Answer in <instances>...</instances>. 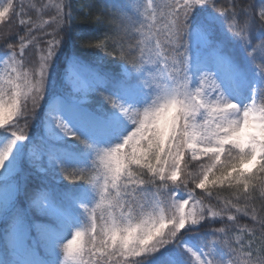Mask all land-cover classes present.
<instances>
[{
    "label": "snow or ice",
    "instance_id": "obj_1",
    "mask_svg": "<svg viewBox=\"0 0 264 264\" xmlns=\"http://www.w3.org/2000/svg\"><path fill=\"white\" fill-rule=\"evenodd\" d=\"M71 9L0 0V264H264V0Z\"/></svg>",
    "mask_w": 264,
    "mask_h": 264
},
{
    "label": "trees",
    "instance_id": "obj_2",
    "mask_svg": "<svg viewBox=\"0 0 264 264\" xmlns=\"http://www.w3.org/2000/svg\"><path fill=\"white\" fill-rule=\"evenodd\" d=\"M14 2L19 5L21 0H14ZM25 4H32L35 3L38 6L41 3L49 4V5H55L59 2V0H23ZM72 5V12L75 17L73 21V35L75 36V33L79 32L82 33L85 37V40H92L93 43L99 42L95 40V37H102L103 34L108 29V21L103 18V12L102 7L107 2V0H70ZM252 2V0H241L242 4H247ZM51 15H54V8L53 9H47L45 10V13L43 14L44 20H49L51 18ZM31 17L33 19H36L37 14L35 11L31 13ZM101 17L102 22L98 21L96 18ZM27 18V17H26ZM12 28L13 34L17 30L16 22L13 21L11 25H9L6 21L0 22V29H7ZM47 30H51L47 28V25L45 26ZM45 45L43 43L40 44V47H44ZM73 47L75 50L79 51L85 58H91L95 53L96 50L88 47H82L80 40L78 38L74 39L73 41ZM101 55H103L101 53ZM39 52L35 49H33L31 46H29L26 49V59L35 61L38 59ZM108 59V58H106ZM110 66V65H106ZM200 190H197L199 192ZM224 196H228L229 193L225 192L223 193ZM257 206H259L260 203V197L259 193L257 192ZM248 222L246 219L241 220V223ZM221 224L217 223L213 225V227H220Z\"/></svg>",
    "mask_w": 264,
    "mask_h": 264
}]
</instances>
